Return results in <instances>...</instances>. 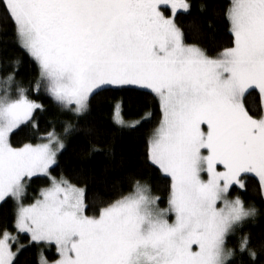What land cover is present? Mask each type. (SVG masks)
I'll use <instances>...</instances> for the list:
<instances>
[{"label":"snow or ice","instance_id":"obj_1","mask_svg":"<svg viewBox=\"0 0 264 264\" xmlns=\"http://www.w3.org/2000/svg\"><path fill=\"white\" fill-rule=\"evenodd\" d=\"M191 7L186 0H0L39 67L35 91L43 88L73 119L108 88L148 89L160 103L147 158L170 178L168 206L136 180L127 195L93 208L84 188L50 171L78 130L71 119L44 142L11 143L42 105L16 79L19 61L0 65V201H15L17 233L55 247L58 258L41 252L39 264H260L264 244L257 251L246 228L264 213L233 192L255 177L264 196V0H228L231 46L214 56L187 43L176 22ZM114 121L139 123L128 124L119 104ZM41 175L50 186L25 204ZM24 247L3 231L0 264H18Z\"/></svg>","mask_w":264,"mask_h":264},{"label":"trees","instance_id":"obj_2","mask_svg":"<svg viewBox=\"0 0 264 264\" xmlns=\"http://www.w3.org/2000/svg\"><path fill=\"white\" fill-rule=\"evenodd\" d=\"M192 7L190 13L178 12L176 22L186 36V42L205 48L215 55L230 45L228 24L223 7L228 0H186ZM19 61L16 79L28 90L29 98L42 105L36 109L30 121L17 129L10 137L14 147L40 142L53 127L63 130L64 122L70 120L67 112L43 89L35 91L40 77L38 65L18 43L13 23L5 19L0 9V65ZM3 73H0L2 76ZM90 110L78 120V130L67 137L66 148L58 156V164L51 169L52 176L63 177L72 184L85 189L86 202L93 208L104 202L120 198L133 190L136 180L147 184L163 205L168 201L170 178H163L159 169L147 158L148 141L159 126L161 110L154 93L138 88L118 90L108 88L91 98ZM120 105L123 119L130 123L140 121L134 128L121 127L114 121L116 105ZM99 149V151H94ZM50 185L48 177H34L26 190L24 203H33L39 192ZM246 204H254L264 213L258 179L250 177L246 190L233 192ZM16 203L11 198L0 203V235L3 231L15 232ZM89 214H92L91 212ZM254 248L259 251L264 244V215L255 224H249ZM24 249L18 255V264H39L43 252L49 260L58 257L55 247H39L30 243L28 235H19ZM264 264V257H258Z\"/></svg>","mask_w":264,"mask_h":264},{"label":"rangeland","instance_id":"obj_3","mask_svg":"<svg viewBox=\"0 0 264 264\" xmlns=\"http://www.w3.org/2000/svg\"><path fill=\"white\" fill-rule=\"evenodd\" d=\"M179 12H183L182 10L181 11H179ZM133 88H138V87H135V86H133ZM138 89H141V88H138ZM142 90H146V91H150V90H148V89H142ZM151 92V91H150ZM37 103V102H36ZM65 110V109H64ZM36 111V110H35ZM34 111V112H35ZM66 111V110H65ZM34 112H33V114H34ZM68 114V116H69V118H71V120H75V119H73L72 117H71V114H69V113H67ZM33 116V115H32ZM30 120H31V118H30ZM29 120V121H30ZM28 122V121H27ZM27 122H25L24 124H26ZM140 122V121H139ZM128 123V122H127ZM131 123H133V122H130V123H128V124H131ZM24 124H21L20 126H19V128L22 126V125H24ZM137 125V124H136ZM120 126V125H119ZM122 127V126H121ZM19 128H17V129H19ZM16 129V130H17ZM16 130H14V132L16 131ZM11 137V136H10ZM41 142H44V140L42 139L40 142H38V143H41ZM38 143H36V144H38ZM67 144V138L65 139V145ZM54 167V166H53ZM52 175V174H51ZM42 177H47V176H43V175H41ZM50 183H51V181H50ZM147 185V184H146ZM50 186V185H49ZM48 186V187H49ZM148 186V185H147ZM149 187V186H148ZM150 188V187H149ZM154 195V194H153ZM2 201H0V203H1ZM162 208L163 207H167L168 206V204H167V202L165 203V205H163V204H161L160 205ZM12 235H14V236H17L18 237V242H19V244H21V245H24V244H22V243H20V238H19V235H21V234H25V235H27L26 233H17V231L15 230V232H10ZM15 247H16V245L14 244L13 245V250H15ZM24 249V248H23ZM44 256H45V254H44ZM46 257V256H45ZM47 258V257H46ZM58 258V257H57ZM51 261V260H50Z\"/></svg>","mask_w":264,"mask_h":264}]
</instances>
